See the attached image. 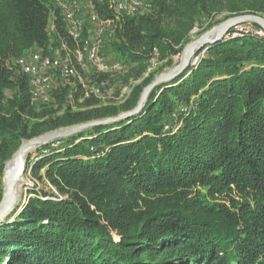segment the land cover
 Here are the masks:
<instances>
[{
  "label": "trees",
  "instance_id": "1",
  "mask_svg": "<svg viewBox=\"0 0 264 264\" xmlns=\"http://www.w3.org/2000/svg\"><path fill=\"white\" fill-rule=\"evenodd\" d=\"M151 4L120 23L104 52L135 74L155 49L163 64L125 103L88 101L87 111L74 112L69 88L55 90L50 104L32 102L15 65L50 42L51 18L63 33L60 9L48 0H0V202L4 169L23 140L133 110L195 28L202 34L229 17L264 16V0ZM54 144L39 149L47 153L31 174L58 195L33 189L0 223V264H264V39L219 41L157 86L135 117Z\"/></svg>",
  "mask_w": 264,
  "mask_h": 264
},
{
  "label": "built area",
  "instance_id": "2",
  "mask_svg": "<svg viewBox=\"0 0 264 264\" xmlns=\"http://www.w3.org/2000/svg\"><path fill=\"white\" fill-rule=\"evenodd\" d=\"M48 1L60 9L63 33L55 18H51L50 42L15 61L16 67L28 78L31 100L50 104L55 90L69 88L68 103L72 111L86 110L81 105L88 101H98L99 107L111 92V80L123 71L121 63H112L105 55V43L119 31L125 18L150 10L151 0ZM157 52L155 49L154 54ZM46 153L44 150L34 159L37 161Z\"/></svg>",
  "mask_w": 264,
  "mask_h": 264
},
{
  "label": "water",
  "instance_id": "3",
  "mask_svg": "<svg viewBox=\"0 0 264 264\" xmlns=\"http://www.w3.org/2000/svg\"><path fill=\"white\" fill-rule=\"evenodd\" d=\"M243 23L256 24L264 30V16L262 17L259 15L247 14L231 18L229 17V19L216 26V28H212L199 38L188 43L182 51L179 65L171 71L160 74L148 87H146L144 89L145 91L141 94L138 104H136L137 106L134 107L133 110L123 112L121 115L119 114L116 117L60 128L58 130L50 131L42 136H37L31 140H23V143L4 169L3 195L0 202V223L6 217L11 215L12 213L10 212L18 205V192L16 188L20 183L23 185L25 182V159L29 152L34 149H38L39 147L49 144L52 145L55 142L65 139V137H72L95 127L108 126L114 123L128 121L135 117L143 110L145 105H147L151 92L157 86L173 81L175 78L184 73L190 65H196L199 62V57L197 55L202 49L204 50L202 53L206 52L208 47L224 40L232 28Z\"/></svg>",
  "mask_w": 264,
  "mask_h": 264
},
{
  "label": "rangeland",
  "instance_id": "4",
  "mask_svg": "<svg viewBox=\"0 0 264 264\" xmlns=\"http://www.w3.org/2000/svg\"><path fill=\"white\" fill-rule=\"evenodd\" d=\"M221 17H218L217 19H221ZM226 21V20H225ZM224 21H222L221 23H223ZM219 23V24H221ZM218 24V25H219ZM216 25V26H218ZM255 24L252 23H243V24H239L237 26H235L234 28H232L230 30V32H228V35L226 38H235L238 36H244V35H251L254 37H258V38H262L264 39V30L261 28H256L254 26ZM216 26H213L212 28H216ZM211 28V29H212ZM209 29V30H211ZM207 30V31H209ZM199 28H195L191 33V41L199 38L200 36H202L204 33H206L207 31H205L202 34H199L200 32ZM261 33V34H260ZM190 43V42H189ZM204 51V50H203ZM182 54V53H181ZM181 54L178 56H175V58L173 57V61L174 62V66L172 68L167 69L165 72L171 71L172 69H174L176 66L179 65L180 63V59H181ZM202 53L201 55H197L199 57V61H200V57H203ZM163 62L162 60H160V55L159 52H157V55H154V58H152L151 62L148 64L147 68L145 70H142L141 73L139 74H135L134 71H132L130 68H125L123 66V71L121 72L122 74L125 75V83L120 84V87L118 85H112V87H110V91L107 95L106 98L101 100L100 102V107H109L112 104H117V105H121L123 103H125L127 101V99L130 97L131 93L134 91V88L141 84L144 79L147 78V76H149L151 73L155 72L160 65H162ZM190 66H195V65H190ZM189 66V67H190ZM120 101V103L118 102ZM83 111H87V110H83ZM82 111V112H83ZM41 147H39L38 149H34L31 152H29L26 156V172H25V184H23L22 186H20L19 191H18V205L10 212V213H19L22 209L21 205L26 204V202L29 200L30 197L33 196L32 194V190L36 189L37 191H52L55 194L58 195V192L51 187V185L48 182H41L39 180H37L36 178H34L31 174V163L33 161H35L34 156L35 155H41V153L39 152V149ZM2 222V221H1Z\"/></svg>",
  "mask_w": 264,
  "mask_h": 264
},
{
  "label": "bare ground",
  "instance_id": "5",
  "mask_svg": "<svg viewBox=\"0 0 264 264\" xmlns=\"http://www.w3.org/2000/svg\"><path fill=\"white\" fill-rule=\"evenodd\" d=\"M24 180H25V179H24ZM25 182H26V181H25ZM25 182H24V183H25ZM24 183H23V184H24ZM20 186H22V183H20V184L17 186V188H16L17 192L19 191Z\"/></svg>",
  "mask_w": 264,
  "mask_h": 264
}]
</instances>
